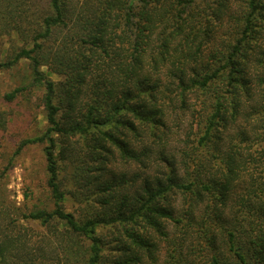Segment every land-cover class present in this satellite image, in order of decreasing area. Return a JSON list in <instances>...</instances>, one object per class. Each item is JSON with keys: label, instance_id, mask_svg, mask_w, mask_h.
Returning a JSON list of instances; mask_svg holds the SVG:
<instances>
[{"label": "trees", "instance_id": "trees-1", "mask_svg": "<svg viewBox=\"0 0 264 264\" xmlns=\"http://www.w3.org/2000/svg\"><path fill=\"white\" fill-rule=\"evenodd\" d=\"M21 62L4 97L43 90L18 150L43 144L52 208L0 205V264H264V0H0V71Z\"/></svg>", "mask_w": 264, "mask_h": 264}, {"label": "rangeland", "instance_id": "rangeland-1", "mask_svg": "<svg viewBox=\"0 0 264 264\" xmlns=\"http://www.w3.org/2000/svg\"><path fill=\"white\" fill-rule=\"evenodd\" d=\"M43 69L48 72L47 67ZM155 75L164 81V89L167 78L159 73ZM49 76L53 80H61L56 74L49 73ZM30 80L32 73L26 62H21L8 71H0V112H4L7 117L5 128L0 129V172L5 171V176L0 179V205L4 206V209L11 208L15 211L19 209L23 212L36 207L52 208L43 144L31 143L18 150L24 139L41 134L47 125L41 102L43 90L41 88L30 94L19 95L13 101H8L4 97L7 92ZM166 113L169 128L165 138V142H168L166 150L177 153L182 146L184 147L188 132L196 126L197 120L204 112L199 107H193L186 112L169 109ZM77 152L78 148L76 154ZM83 159L84 154H78L70 170L84 165ZM108 166L118 175L122 172L132 175L137 171L136 165H126L122 160L113 158ZM160 167H163L160 159L154 160L152 168L145 169V172L153 176ZM69 187L71 188V185ZM66 207L74 212L79 209L71 199L66 202ZM166 245V242L161 243L163 250L166 249ZM164 258L165 254L160 252L159 264H164Z\"/></svg>", "mask_w": 264, "mask_h": 264}]
</instances>
